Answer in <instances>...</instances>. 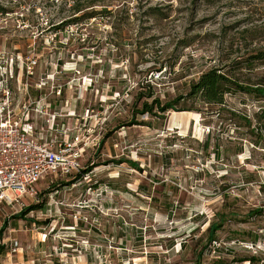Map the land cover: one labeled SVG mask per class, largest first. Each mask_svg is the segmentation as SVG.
<instances>
[{"label":"rangeland","instance_id":"1","mask_svg":"<svg viewBox=\"0 0 264 264\" xmlns=\"http://www.w3.org/2000/svg\"><path fill=\"white\" fill-rule=\"evenodd\" d=\"M259 51L264 0H0V76L51 103L36 135L78 134L91 170L0 203V264H264L263 100L146 109L210 67L264 83V60L237 64Z\"/></svg>","mask_w":264,"mask_h":264},{"label":"built area","instance_id":"2","mask_svg":"<svg viewBox=\"0 0 264 264\" xmlns=\"http://www.w3.org/2000/svg\"><path fill=\"white\" fill-rule=\"evenodd\" d=\"M35 64L36 60L26 62L27 76L33 73ZM9 74L0 76V203L14 206V203L21 202L26 196L37 200L39 191L35 183L40 180H47L49 185L59 178H68L74 174L75 177L88 179L91 170L83 171L80 156L89 143H83L78 134L70 140L69 133H65L58 143L48 139L43 131L36 135L31 112L50 114L46 108L51 103L42 95L37 99L24 96L20 100L14 97V88L9 83L15 76L14 68H10ZM16 83L18 91L25 95L29 92V83L22 76H16ZM43 83L38 84L39 87ZM52 115L48 126L50 130L55 128L56 115ZM74 183L75 181L71 184ZM18 243L15 239L12 243L13 250L18 247ZM239 243L247 245L245 241ZM212 244L214 250L220 246L215 239Z\"/></svg>","mask_w":264,"mask_h":264},{"label":"trees","instance_id":"3","mask_svg":"<svg viewBox=\"0 0 264 264\" xmlns=\"http://www.w3.org/2000/svg\"><path fill=\"white\" fill-rule=\"evenodd\" d=\"M264 60V51H259L249 57L244 58L243 60L237 61L239 64L241 61L244 62L246 66L251 68L253 64L257 61ZM232 67V66H231ZM233 68V67H232ZM238 91L246 92L250 95H255L258 99H262L264 102V83H250L244 80H241L239 77L235 75L232 70H221L218 67H210L207 70L201 72L198 76V79H193L190 84V88L186 94H180L178 97L164 101L163 103L159 100V98H154L153 105L151 103L150 106L146 107V109L153 110L157 107L160 111L167 110H185V111H201L200 108L194 106H187L184 104L181 107H177V104L181 98L191 99L197 98L205 103H223L224 95L226 93H238ZM262 118L264 119V105L261 107ZM208 144V140L206 142ZM83 171H87V169H83ZM77 179L74 177L68 183H72ZM37 205H42L37 204ZM254 259V258H252ZM214 264H224L221 261H217Z\"/></svg>","mask_w":264,"mask_h":264}]
</instances>
